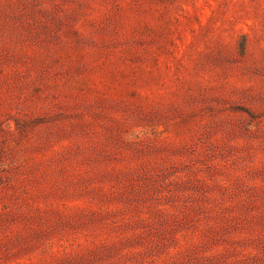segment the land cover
Here are the masks:
<instances>
[{
  "label": "rangeland",
  "instance_id": "rangeland-1",
  "mask_svg": "<svg viewBox=\"0 0 264 264\" xmlns=\"http://www.w3.org/2000/svg\"><path fill=\"white\" fill-rule=\"evenodd\" d=\"M0 264H264V0H0Z\"/></svg>",
  "mask_w": 264,
  "mask_h": 264
}]
</instances>
